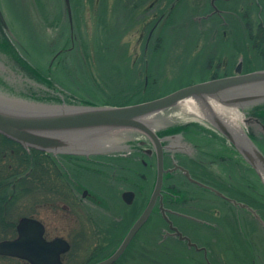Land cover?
<instances>
[{
    "label": "rangeland",
    "instance_id": "374dc122",
    "mask_svg": "<svg viewBox=\"0 0 264 264\" xmlns=\"http://www.w3.org/2000/svg\"><path fill=\"white\" fill-rule=\"evenodd\" d=\"M71 1L72 24H68L63 0H0V14L5 24L3 32L41 77L46 76L47 80L88 99L86 101L93 102L94 106H122L152 100L220 76L225 61L235 63L243 57L239 54L243 49L241 43L232 44L231 38L225 41V29L218 28V20L206 19L211 0H137L136 11L135 8L131 10L130 5L135 4L134 0H123L125 8L119 5V0ZM172 4L175 9L170 8ZM168 11L169 15L162 16L159 22L152 21L155 13L160 17ZM153 26L156 29L146 45ZM73 35L75 46L71 49ZM248 65L259 69L264 61ZM32 74L36 76L34 71ZM183 108L181 104L148 120L158 127L167 122L201 120L185 117ZM241 126L246 129L243 124ZM123 136L118 132L114 137ZM220 171L219 168L218 173ZM255 180L253 178V183ZM83 182L91 191L103 190L95 177H87ZM8 191L12 200L16 192L12 187ZM66 192L62 190L61 195ZM259 193L263 195L264 191L260 189ZM53 194H41V198L51 200ZM12 204L8 213L14 215V224L23 216L34 217L46 224L48 240L63 238L69 242L71 248L63 257L64 264H81L88 252L105 240L84 236L87 216L82 207L79 213L78 208L72 207L71 213L63 210L62 205L55 210L26 204L22 214L17 210L19 205ZM253 205L261 208L257 203ZM241 222L244 223L242 218ZM238 231L228 228L215 237L209 255L212 264H264V228L245 222L244 233L239 235ZM13 238L15 231L0 233V240ZM140 241H136L120 264H204L202 258L194 262L177 249L164 250L151 245L145 254L140 249ZM0 264L7 263L0 261Z\"/></svg>",
    "mask_w": 264,
    "mask_h": 264
},
{
    "label": "flooded vegetation",
    "instance_id": "af4514ba",
    "mask_svg": "<svg viewBox=\"0 0 264 264\" xmlns=\"http://www.w3.org/2000/svg\"><path fill=\"white\" fill-rule=\"evenodd\" d=\"M134 1H136L135 4H130L131 10L138 7L137 0ZM177 1L179 0H175ZM119 5L123 8L126 3L119 0ZM174 5L172 4L170 8L175 9ZM153 8L155 7L152 6L151 10ZM170 11L167 14L161 13L160 17L155 13L152 21L159 22L163 19L162 16H168ZM211 17L218 20V28L225 29L223 32L227 38L225 41L231 38L230 43L239 41L243 47L239 53L243 57L235 63L232 58V63L225 61L222 70H218L220 76L216 77H229L239 73L244 75L264 70V66L253 69L251 65H248L255 61H264V0H211L206 19ZM3 26L4 24L0 21V40L5 38L2 35ZM155 29L156 26H153L146 45L149 44ZM70 41L73 44L71 49H73L74 35ZM3 48L6 49L5 52H8L11 47ZM0 58H2L1 54ZM8 61L10 64L5 63L9 69L0 63L1 80L10 89L22 92L24 90L21 91L22 88L18 85L21 82L29 84L30 81H24L25 75L13 68L12 65L15 64L10 59ZM37 85L28 86L26 89L29 93L33 92ZM38 88L46 94L43 96L57 95L53 88L48 89L49 87L43 86ZM255 105H247L245 110L251 113L249 118L257 119L264 125L261 118L264 110L260 109L262 105ZM182 123L168 122L158 130L157 135L163 147L164 169L160 196L155 201L145 223L136 232L121 257L113 264H120L139 239H141L140 249L145 254H148L152 245L164 250L177 249L194 262L200 257L204 264H212L209 259V255L212 254L211 244L216 242L215 237L221 236L223 231L234 228L239 230V235H242L245 222L263 228L247 210L235 206L214 193L217 191L239 204L253 206L259 217L264 220L262 209L249 202V197L257 199V203L262 201L259 198L260 184L257 179L255 180V174L248 164L224 137L207 124L196 121ZM172 128H177V131L168 133ZM247 131L252 141L264 153V133L261 126L252 121L247 125ZM131 141L133 144L128 148L129 152L124 154L103 152L81 155L49 154L57 169L61 170V174L69 182L71 190L63 195L56 193L51 200L41 197L0 200V203L6 207L5 221L0 224V233L7 234L15 231L16 236L17 223L14 224L12 221L14 215L8 213L11 210L10 203L19 205L17 210L22 214L25 213L26 204H36V207L40 209L44 206L55 210L62 205L63 210L71 211V213L72 207L78 208L77 213L82 207V211L87 216V222H84L86 234L84 236L88 239L96 237L105 239L102 245H99V242L88 252L83 262L93 260L95 264L106 259L119 247L127 232L144 212L156 182L157 156L153 143L147 139L143 141L141 136H135ZM218 167L221 170L220 173H218ZM182 169L189 173L193 181L184 174ZM87 177H95L96 181L102 184L103 190L91 191L83 182ZM85 191L87 193L84 195ZM123 192L133 194L129 200L130 203L122 198ZM251 192L255 193L250 195ZM22 218L39 221L45 231L44 237L47 239L45 223L34 217L23 216L20 219ZM154 219L156 222L153 221ZM176 230L186 239H180ZM165 246L167 247L164 248ZM151 248L153 251V247ZM95 255H101V257L93 258ZM0 261L7 264L11 261H13L12 264H28L6 256H0Z\"/></svg>",
    "mask_w": 264,
    "mask_h": 264
},
{
    "label": "water",
    "instance_id": "95a60500",
    "mask_svg": "<svg viewBox=\"0 0 264 264\" xmlns=\"http://www.w3.org/2000/svg\"><path fill=\"white\" fill-rule=\"evenodd\" d=\"M63 1L65 14L71 22L70 1ZM0 54L2 56L0 59L3 60H0V63L9 69L5 63L10 64L8 57L1 52ZM13 63L17 66L15 62ZM188 100H194L200 106L206 116L204 119L233 145L256 172L264 186L263 153L243 129L239 133L231 128L213 109L210 102L212 100L223 107L235 108L238 111L250 104L264 103V70L201 82L150 101L127 106L51 104L0 92V134L26 149L32 148L51 154L81 155L114 152L117 146L110 142L111 135L113 132L121 131L141 133L153 143L157 156V174L150 201L116 251L105 260L96 263L113 264L145 223L161 192L164 174L163 147L154 122L148 119L178 107ZM252 121L260 125L264 133V125L259 120L243 119L244 124ZM182 170L190 179L189 173ZM86 193L85 191L84 195ZM214 193L235 206L246 209L264 226V221L251 207L239 204L220 192L214 191ZM132 195L131 192H125L122 198L130 203ZM16 231L15 239L0 242L1 256L18 258L29 264H62L61 256L69 251V244L61 238L47 241L42 224L35 219H20ZM176 234L180 239H186L177 230Z\"/></svg>",
    "mask_w": 264,
    "mask_h": 264
},
{
    "label": "trees",
    "instance_id": "16d2710c",
    "mask_svg": "<svg viewBox=\"0 0 264 264\" xmlns=\"http://www.w3.org/2000/svg\"><path fill=\"white\" fill-rule=\"evenodd\" d=\"M125 8V7H124ZM136 9V8H135ZM136 11V10H135ZM10 47V46H9ZM7 56L17 62L19 70L21 69L24 73L36 81L49 88H53V85L42 78H35L32 75L28 65L20 59L14 51L8 50ZM23 88L24 91L19 92L10 89L3 83L0 78V91L7 95L21 97L27 100L45 102V103H59L60 98L58 96H43L42 93L36 86L35 91L28 92L29 90ZM85 100V99H84ZM82 101L76 98L74 95H64V101L68 104H86V101ZM62 102V101H61ZM135 102V103H140ZM89 104V103H87ZM130 103H124L128 105ZM264 110V106L261 107ZM248 115H251L249 112ZM260 115V114H259ZM261 118L264 121V111L261 114ZM177 131V128H172L168 133ZM3 168V169H2ZM14 188V194L12 199L15 198H36L41 197V194L58 193L61 194L62 190L68 192L71 188L68 185V181L65 180L64 175L61 174V170L54 163V160L49 154H45L38 150L25 149L20 144L2 136L0 134V200L9 199L8 189ZM43 191V192H42ZM67 193V192H66ZM53 194V195H54ZM260 200L262 202L257 203V199L249 197L250 203H257L262 209H264V194L261 195ZM12 204V203H10ZM251 205V204H250ZM5 205L0 203V224L4 223L5 218ZM101 255H95L93 258H100ZM95 261H87L81 264H93Z\"/></svg>",
    "mask_w": 264,
    "mask_h": 264
},
{
    "label": "bare ground",
    "instance_id": "6f19581e",
    "mask_svg": "<svg viewBox=\"0 0 264 264\" xmlns=\"http://www.w3.org/2000/svg\"><path fill=\"white\" fill-rule=\"evenodd\" d=\"M210 102L213 109L227 122V124H229L231 128L239 133L242 132L241 124H243V117L237 109L223 107L212 100ZM183 105L184 108L182 109V113L185 117H192L194 119L206 118L204 112L194 100H188L184 102Z\"/></svg>",
    "mask_w": 264,
    "mask_h": 264
}]
</instances>
